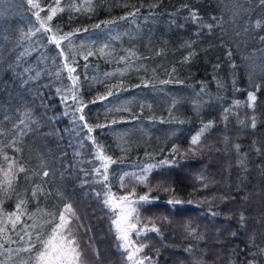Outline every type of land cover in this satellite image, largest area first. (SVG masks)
<instances>
[{
  "label": "trees",
  "instance_id": "1",
  "mask_svg": "<svg viewBox=\"0 0 264 264\" xmlns=\"http://www.w3.org/2000/svg\"><path fill=\"white\" fill-rule=\"evenodd\" d=\"M16 1L21 8L15 7V16L0 11V208L15 212L22 198L26 211L15 230L4 225L0 264L9 258L36 264L41 244L17 251L29 239L21 229L35 222L38 228L28 231L33 238L42 231L47 239L68 202L75 211L70 227L76 264H136L144 257L151 258L144 264H264V4L75 0L92 7L69 11L61 0L65 10L50 23L75 33L70 48L68 41L61 46L77 67L85 119L91 125L119 121L92 134L117 161L108 168V181L99 183L102 177L91 169L100 161L89 163L97 149L87 140L81 144L87 130L76 131L83 122L71 118L72 81L67 72L54 74L63 63L48 41L54 33L35 31L40 22L34 13L46 17L55 0H34L42 11ZM109 90L113 96L96 99ZM249 92L257 97L254 109L247 106ZM9 163L14 178L5 192ZM104 183L113 204L127 196L137 207L141 234L130 232L127 252L113 224L118 210L109 211L96 195ZM37 184L43 192L33 197ZM144 195L149 203L139 201ZM141 243L146 246L129 260Z\"/></svg>",
  "mask_w": 264,
  "mask_h": 264
},
{
  "label": "snow or ice",
  "instance_id": "2",
  "mask_svg": "<svg viewBox=\"0 0 264 264\" xmlns=\"http://www.w3.org/2000/svg\"><path fill=\"white\" fill-rule=\"evenodd\" d=\"M260 3L264 4V0H259ZM65 5H67V9L69 11L75 10V11H85L87 9H90L92 5L89 3L87 5H81L78 6L75 3V0H64ZM28 4L36 9L43 10L39 4L34 3V0H28ZM64 6L61 5V0H55V6L49 5L48 6V14L46 17H40L39 11L35 12L37 19L40 22L39 29H36L35 31L43 30L46 33H54L53 35H50L48 37L49 43H52L55 45L57 51L58 57H63V63L57 64L56 68L54 69V74L57 77H60L62 73L67 72L68 79L72 81V96L71 99L76 102V106L72 108V120L74 122H83L78 124V127L76 131H83L86 129V133L84 136L81 137V144L85 140L90 142L92 145L95 146L97 149L96 151L91 153L92 160L89 161V163H92V161L98 160L100 161V166H93L91 169L92 173H95L97 177H102V180H97L95 182L103 183L108 181V168L111 164L116 163L117 161L114 160L107 152L105 151V146L101 144V142L93 136V132L96 128H111L112 125H115L119 121L112 120L110 123L107 124H100L97 123L95 125H91L88 123V121L85 119V115L83 114V108L86 107L81 101L78 99L77 95V81L79 80V74L73 75V73L77 72V67L73 66L74 61L70 59L69 56H65V47H62L63 41H68V44L66 47H71L72 40L70 39L75 33L72 31L69 32H63L61 33V29L59 25H52L50 22L53 21L54 17L57 15L58 12L64 11ZM135 12L129 13V15H135ZM71 18V17H70ZM193 19H195V15H193ZM260 23L259 21L257 22ZM97 28L100 27L99 24L96 25ZM211 27V25H209ZM81 31L80 29L76 30ZM84 31H87V29H84ZM264 39V38H262ZM87 55H92L91 52H88ZM230 55V53H229ZM43 58V57H42ZM85 59H87V56H85ZM87 68V65L84 66ZM40 74L39 72L36 73V76L38 77ZM108 75V74H106ZM87 78V77H86ZM162 83H167V81H162ZM147 85H145L146 87ZM59 91V90H58ZM114 93L109 90L106 94L97 97V100L103 101L108 99V97L113 96ZM256 95L252 92L248 93L247 100H248V107L253 108L255 107L256 103ZM68 96L62 97V102L68 106ZM93 103L96 102V100L92 101ZM118 102V100H117ZM111 104L112 101H109ZM80 113L78 116L76 113ZM230 110L225 109V119H227V116L229 114ZM51 123V120L48 121ZM251 127L255 129L256 127V119L254 114L251 117ZM243 124L244 122L241 121ZM212 127V124L209 123L205 125L204 128L200 130V132L192 138L191 143L193 145H197L201 135L208 129ZM114 132L115 129H112ZM55 131V129H54ZM239 148V145L236 146ZM175 151V149H173ZM79 154V153H78ZM5 161L9 160V157L5 154L4 155ZM243 163V161H241ZM13 167L12 163L8 164V171L5 172V182L7 187L3 189V191L7 192L8 188L12 187V179L14 178V174L11 173V169ZM41 168L43 169L42 175L43 177L49 176V171L44 167V165H41ZM18 170L20 172H24L26 169L23 165H20ZM145 173L148 171L147 169L144 170ZM38 174V173H37ZM88 172H85V175H88ZM140 181L143 182L145 179L144 176L139 177ZM87 181H85L86 183ZM42 183H47L46 181H43ZM126 186L122 184V187ZM104 189L105 191H97L96 195L98 198H102V202L104 203L105 207L109 209V211L116 212L118 210V214L113 219V224L116 227V230L118 232V239L122 242V247L127 252L130 246H132V241H130V232L135 231L137 236H139L141 233L137 231V222L139 213L137 210V207L134 205L132 201H129L127 196L120 197L118 202L113 204V195L111 193V187L109 184L104 183ZM43 192L41 184H37L35 188L32 189V196L37 197L39 194ZM51 193H48L50 195ZM139 201L144 203H149V197L147 195L140 196ZM25 200L20 198L18 199L16 203V211L15 212H7L3 208H0V234H3L5 232L4 225L7 222L12 223V228L15 230L16 223L20 221L21 215L24 214L26 211ZM169 204H180L181 201L179 200H169ZM19 213V214H18ZM51 215V214H50ZM213 216L216 215V213H212ZM58 223L55 224V226L52 229V233L50 236H48L47 239H44V234L42 231H36L35 232V238H33V232L28 231V229H37L38 225L34 222L32 225H26L25 228L21 229V231L24 232V235L28 236V240L26 242L27 247H21L20 249H17V251H29L31 252L32 248L35 247L37 243L41 244V248L36 249L35 253V260L36 264H76V262L79 260V252L77 251L78 244L73 239L72 230L70 227L71 221L73 218H75V211L72 207V204L70 202L63 204V209L58 214ZM56 218V217H54ZM244 217L241 216V220H243ZM135 221V222H134ZM151 231L158 232V229L153 225L151 228ZM194 231V230H193ZM59 235V240L56 243H53V240L57 238ZM21 240L24 239L23 236L20 237ZM8 242H13L9 240ZM146 245L144 244H137L133 251L128 253V259L132 260L133 257L141 252L143 248ZM4 244L0 243V248H3ZM146 259H151L149 257L140 258L136 264H144V261ZM249 264H252V262H249Z\"/></svg>",
  "mask_w": 264,
  "mask_h": 264
},
{
  "label": "rangeland",
  "instance_id": "3",
  "mask_svg": "<svg viewBox=\"0 0 264 264\" xmlns=\"http://www.w3.org/2000/svg\"><path fill=\"white\" fill-rule=\"evenodd\" d=\"M6 2V3H5ZM21 4H19L16 0H0V11L4 12V10H7L8 12L12 11V16H15L17 11L15 10V7H20ZM10 7L11 9H8ZM11 10V11H10ZM2 23V19L0 18V24ZM57 241L53 240V243H56ZM5 264H21L22 260H16L15 259H5Z\"/></svg>",
  "mask_w": 264,
  "mask_h": 264
}]
</instances>
